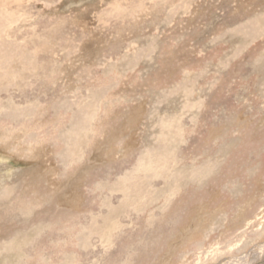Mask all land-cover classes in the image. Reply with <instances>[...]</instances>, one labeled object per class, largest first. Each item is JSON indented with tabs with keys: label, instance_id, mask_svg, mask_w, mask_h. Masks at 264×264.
Wrapping results in <instances>:
<instances>
[{
	"label": "rangeland",
	"instance_id": "obj_1",
	"mask_svg": "<svg viewBox=\"0 0 264 264\" xmlns=\"http://www.w3.org/2000/svg\"><path fill=\"white\" fill-rule=\"evenodd\" d=\"M0 44V264H264V0H0Z\"/></svg>",
	"mask_w": 264,
	"mask_h": 264
},
{
	"label": "bare ground",
	"instance_id": "obj_2",
	"mask_svg": "<svg viewBox=\"0 0 264 264\" xmlns=\"http://www.w3.org/2000/svg\"><path fill=\"white\" fill-rule=\"evenodd\" d=\"M3 48H4V45L2 46L1 44H0V50L2 49L3 50ZM12 54V53H11ZM17 55V54H16ZM1 53H0V71H2V67L3 66H1V63L2 64H8L9 65V63L7 62V61H9V62H11L12 60H13V58H14V56L12 57L11 55L10 56H6V58L7 59H5L4 61H2V59H1ZM19 57V56H18ZM7 68V67H6ZM4 74V73H3ZM3 74L0 72V77H3ZM10 76H12V78L14 77V75H15V73H13V74H9ZM8 75V76H9ZM7 76V75H6ZM5 76V77H6ZM4 77V78H5ZM1 79V78H0ZM14 105V104H13ZM13 108V110H12V112L9 114V115H11V117L12 116H15L14 118H19L18 116L20 115L19 114V111H20V113H21V111L22 110H19V109H14V107H12L11 106V109ZM24 112H25V110H24ZM25 114H23V116H24ZM16 120V119H15ZM165 151V150H164ZM164 151H163V154H159L158 153V155H152V154H150V151H146L145 153H144V156H143V158H142V160H140L139 161V165L137 166V168H138V170L139 171H142V176H141V179H139V177H138V179H137V182H135V185H136V187H140L141 185H143V184H146L147 182V180H148V178L144 175V174H147L148 172H146V171H150L151 173H149V174H152V175H154V176H158L159 175V168H163L164 166H165V160L167 159V157L165 156L166 155V153H164ZM215 162H209L208 164L210 165V167L214 164ZM200 168V167H199ZM201 168H203V167H201ZM200 168V169H201ZM137 170V171H138ZM146 170V171H145ZM207 170V171H206ZM208 170H210V168L209 169H207V168H205V170L203 169L202 170V172H201V174H202V176L204 175V174H206V172H208ZM201 170H199V169H194V170H191L190 171V173H189V175L186 177V178H188V181H190V182H192V181H194L196 178H197V176H199V172H200ZM187 174V173H186ZM175 175H176V172H170V170L169 171H167V170H164V176H165V178H164V182H165V184L166 183H168V179H174V177H175ZM175 179H177V177L175 178ZM174 179V180H175ZM138 180H140L139 181V183H138ZM174 180H172V181H174ZM180 181H182V179L180 180ZM120 182H121V184H123L124 185V189L125 190H128V186H127V182H128V180L126 179V178H123L122 180H120ZM141 182V183H140ZM146 186V185H145ZM148 190L147 189H143L141 192L142 193H145V192H147ZM7 195V194H6ZM6 195H3L4 197H6ZM3 197V198H4ZM130 197H129V195L128 194H126L124 197H123V203H122V207H128L127 205H130L131 203H130V199H129ZM107 209H108V213L106 214V215H104V216H102V220H103V225L104 224H106V223H108L107 221H109V219H110V221H114L113 220V218L112 217H110L109 215L113 212V207H112V205L111 206H107ZM91 217H93V216H91ZM112 223V222H111ZM96 226V225H95ZM99 227H100V229L101 230H99ZM90 228V227H89ZM84 230V229H83ZM102 230H104V226H96L95 228H90V230H86V231H88V232H91V234L93 233V234H95V235H99L100 236V233H101V231ZM84 232H85V230H84ZM99 233V234H98ZM101 235H103V234H101ZM101 237V236H100ZM87 238V237H86ZM86 238H84V237H80V240H81V242H82V244H84V242H85V240H86ZM8 244V243H7ZM4 248H6V247H4Z\"/></svg>",
	"mask_w": 264,
	"mask_h": 264
}]
</instances>
